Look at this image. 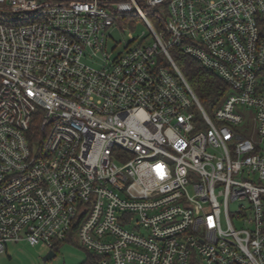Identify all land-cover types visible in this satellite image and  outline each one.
I'll return each mask as SVG.
<instances>
[{"label":"built area","instance_id":"2783aa9c","mask_svg":"<svg viewBox=\"0 0 264 264\" xmlns=\"http://www.w3.org/2000/svg\"><path fill=\"white\" fill-rule=\"evenodd\" d=\"M127 17L151 36L113 57ZM174 49L228 85L212 115ZM73 236L99 264H264V0H0V254Z\"/></svg>","mask_w":264,"mask_h":264},{"label":"rangeland","instance_id":"374dc122","mask_svg":"<svg viewBox=\"0 0 264 264\" xmlns=\"http://www.w3.org/2000/svg\"><path fill=\"white\" fill-rule=\"evenodd\" d=\"M150 13L154 10L148 11ZM111 38L108 42V51L117 57L120 53L125 52L128 47H133L138 43H132L130 34L135 38L143 35L151 36L148 26L139 17H127L120 19L115 27L108 30ZM151 42V41H150ZM87 62L94 67H101L99 60L87 59ZM237 204L232 203V210L237 209ZM53 249L45 245L31 246L28 242L9 243L4 253L0 254V264H83L87 261L89 253L81 247L79 241L70 238L61 242L56 247V256L45 260V257Z\"/></svg>","mask_w":264,"mask_h":264},{"label":"trees","instance_id":"16d2710c","mask_svg":"<svg viewBox=\"0 0 264 264\" xmlns=\"http://www.w3.org/2000/svg\"><path fill=\"white\" fill-rule=\"evenodd\" d=\"M172 53L176 64L184 74L204 110L212 115L215 109L224 101L228 92V85L217 74L204 69L199 62L181 50L174 49ZM70 238L72 237L67 240ZM56 247L53 249L54 252H56ZM87 252L89 257L83 264H99L100 258L89 251Z\"/></svg>","mask_w":264,"mask_h":264},{"label":"water","instance_id":"95a60500","mask_svg":"<svg viewBox=\"0 0 264 264\" xmlns=\"http://www.w3.org/2000/svg\"><path fill=\"white\" fill-rule=\"evenodd\" d=\"M55 256H56L55 252L54 251H50L48 253V255L45 257V260L47 261V260H49V259H51V258H53Z\"/></svg>","mask_w":264,"mask_h":264}]
</instances>
